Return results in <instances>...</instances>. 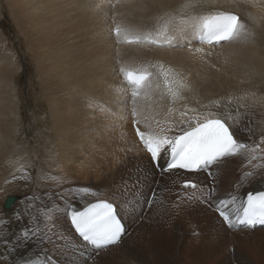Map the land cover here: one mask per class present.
<instances>
[{"label": "bare ground", "instance_id": "1", "mask_svg": "<svg viewBox=\"0 0 264 264\" xmlns=\"http://www.w3.org/2000/svg\"><path fill=\"white\" fill-rule=\"evenodd\" d=\"M4 11L31 56L33 100L46 105L42 111L29 105L25 118L20 113L23 123L18 121L17 61L0 35V200L18 196L15 209L4 206L6 197L0 212L27 210L37 215L35 227L44 226L37 208L57 207L51 240H33L23 250L31 264H231L232 259L264 264V227H235L248 192L264 190V167L253 166L264 165V152L258 151L251 164L245 152L225 166L211 167L215 182L205 170L161 174L132 126L138 121L141 132L157 135L171 128L173 137L180 113L195 109L184 119L214 113L234 125L239 140L259 144L264 137V0H0V17ZM222 11L237 14L244 25L239 35L215 46L196 43L200 32L193 18ZM165 24L167 33L158 39H171L169 45L125 42L126 37H156ZM117 27L119 36L112 33ZM121 68L151 73L135 100ZM145 121L154 129L148 131ZM245 171L252 175L238 183ZM186 180L200 187L184 189ZM209 186L215 188L213 196L207 195ZM153 187L152 208L172 203L166 221L160 208L158 216L143 208ZM175 190L178 197L172 198ZM26 194L42 200L21 203ZM102 199L114 205L125 232L120 243L96 249L76 235L69 213ZM216 204L226 206L229 226ZM23 224L14 225L13 232ZM193 229L198 235L189 232ZM8 238L12 243L0 239V261L12 264L16 254L7 249L15 238Z\"/></svg>", "mask_w": 264, "mask_h": 264}, {"label": "snow or ice", "instance_id": "2", "mask_svg": "<svg viewBox=\"0 0 264 264\" xmlns=\"http://www.w3.org/2000/svg\"><path fill=\"white\" fill-rule=\"evenodd\" d=\"M185 7H189V5H185ZM193 19L197 21L193 28L200 32V42L213 46L221 42H230L239 35L244 27L237 15L227 12ZM167 30L168 26L165 24L162 30L157 31V39L145 36L143 40L149 44H158V38L164 37ZM115 33L118 36L120 35V27L115 29ZM140 41L141 37H126L125 39L126 43H137ZM195 51L202 52L203 49L197 48ZM120 72L124 76L126 83L132 88L131 95L135 100L151 73L147 70H126L124 68H121ZM168 83L166 77L165 85L167 86ZM181 86L183 87V85ZM169 91L172 92L173 96L177 95L171 89ZM213 103L217 107L221 106L219 101ZM189 111L195 112L196 110L188 109L180 113V121L173 125L179 134L173 137L143 133L139 128L136 130L137 136L150 156V163L158 167L161 174L170 173L174 169H181L186 172L206 170L209 177L215 182L213 172L209 170L211 167L225 166L228 160L245 152L249 154L247 162L251 164L253 160L257 159L258 151L264 152V147L261 146L264 145V137L261 138L259 144L252 146L239 140L236 137L234 125L228 123L225 119L215 117L214 113H209L203 119H201L202 114L200 113L184 119V117L188 116ZM132 114L134 117L136 116L135 108ZM136 123L138 121L134 120V124ZM171 130L170 128L169 131ZM160 131L164 133L165 130L161 128ZM247 131H251V129H247ZM166 153L168 154L167 156H165ZM161 160H164L163 166L160 165ZM253 166L264 167V165ZM251 175V172H244L238 183H242L246 177ZM21 179L23 178L21 177ZM198 187L200 186L190 180L182 183V188L184 189H197ZM201 190L203 191V189ZM214 194L215 188L209 186L207 195L213 196ZM45 195L47 194L45 193ZM57 196L62 198L63 193H59ZM36 200H42V197L27 196L21 203ZM152 202L151 200L148 201L149 204ZM232 202H235V197L232 198ZM220 203L224 202L221 201ZM37 212L44 215V226L37 224L33 227V223L37 221V215L30 214L27 210L13 212L7 216L0 212V239H3L5 244H9L12 243V240L8 237L12 236L15 238V243L11 248L7 249L10 253L16 254L12 264H31V261L26 258V252L23 250H27L33 240H38L42 243L51 240V233L55 229L57 219L55 216L57 207L55 204L52 206L41 205L37 208ZM220 215L225 222L232 223L229 216L223 211L220 212ZM21 221H24L23 226L19 228L18 232H13L14 225L20 224ZM70 221L83 240L96 245L98 249L116 243L123 232L113 204L107 201L91 204L84 211H71ZM237 222L248 227H253L257 224L264 225V191L249 192L247 194L246 202L242 206V215L238 214ZM0 264H7V258L4 261H0Z\"/></svg>", "mask_w": 264, "mask_h": 264}, {"label": "rangeland", "instance_id": "3", "mask_svg": "<svg viewBox=\"0 0 264 264\" xmlns=\"http://www.w3.org/2000/svg\"><path fill=\"white\" fill-rule=\"evenodd\" d=\"M8 9V8H6ZM0 35H2L4 38H5V42L7 44V47L8 49H11L14 53V56L16 57L14 60L15 62L17 61V64H15L14 66V89H15V92H16V95H18L17 99L19 100L18 104H19V109H18V113H17V116L19 117L18 121H21V123H23V121L20 119V113H21V117L25 118L26 114H27V109H29V105L30 107H34V109H36L37 111H42V110H45V108L43 106H45L46 104L43 103V105H36L37 102H35V100L37 101L36 99V95H34V87L32 84H30V82L32 81L33 77H34V70L32 69V62L30 60L31 56H26V47H25V43H24V40L22 39H18V36H17V31L14 29L13 25H12V20H11V16L8 12H2V16L0 17ZM5 35V36H4ZM10 46V48H9ZM260 75V74H259ZM32 85V87H31ZM128 86V85H127ZM33 96V97H32ZM35 99V100H33ZM44 108V109H43ZM41 109V110H40ZM29 113H30V110H29ZM129 123V122H128ZM142 123H140L141 125ZM144 124L147 125V130L148 131H151V127L153 128V126L155 125L154 123H150V122H144ZM112 126V125H110ZM20 134L23 133L22 130L24 129V125L23 124H20ZM154 129V128H153ZM172 131V130H171ZM171 131H169V129L165 130L164 133H160V135H167L169 136L170 133H172ZM19 145V144H17ZM119 149V147H118ZM51 167V166H50ZM49 168V167H47ZM51 169L50 172L51 173H54L52 171H55V169H53L52 167L49 168ZM158 171H159V168H158ZM206 171V170H205ZM211 171V169H210ZM250 171V170H249ZM249 171H245V172H249ZM206 173L208 174V171H206ZM53 178V177H52ZM2 189V188H0ZM155 188H151L150 190V198H148L146 204L148 203V201H152L153 198H154V195H153V192H154ZM240 188L238 190H236V193L237 194H240ZM0 192H2L0 190ZM175 193L178 194V191L175 190L174 193H173V197L172 198H177L178 195H176ZM28 194V193H27ZM26 194V196H27ZM152 194V196H151ZM9 195H13L16 197V199H18V196L16 194H7L3 200H0V206L3 207V202L5 200V198ZM17 201V200H16ZM16 202H14V204L10 207V209H15L16 206H17V203L15 204ZM146 204L145 206L143 207L144 210L146 212L150 211V210H153L154 207L152 208V203L149 204L148 203V207H146ZM172 205V203H170L169 205H167L166 207H160V205H156L155 206V209L151 212V216L153 215H157L158 216V210L160 208L161 211H163L164 213H160V214H164L165 218H164V221H166V212L168 210V208ZM223 206H219L218 204L214 205V208L217 210L218 208H222ZM71 208V207H69ZM163 208V209H162ZM72 209V208H71ZM146 224V227L148 228H152L150 226H152V223L150 222H145ZM148 224V225H147ZM148 228V230H149ZM129 231H133L134 230V227L133 226H130ZM189 232H191L192 234L194 235H198V229H193V230H190ZM200 243V241L195 245H198ZM1 246H3V243H1ZM154 250L157 249V246L154 245L153 247ZM231 251H233V248L231 249ZM196 254V253H194ZM189 255L190 257H194V255H192V253H189L187 254ZM234 263V264H237L238 261L237 260H234L232 259L231 260V264Z\"/></svg>", "mask_w": 264, "mask_h": 264}, {"label": "water", "instance_id": "4", "mask_svg": "<svg viewBox=\"0 0 264 264\" xmlns=\"http://www.w3.org/2000/svg\"><path fill=\"white\" fill-rule=\"evenodd\" d=\"M14 200H15V196H11V195L7 196V198H6L5 202H4V206L5 207H10L13 204Z\"/></svg>", "mask_w": 264, "mask_h": 264}]
</instances>
